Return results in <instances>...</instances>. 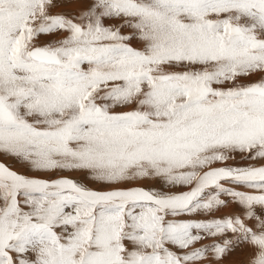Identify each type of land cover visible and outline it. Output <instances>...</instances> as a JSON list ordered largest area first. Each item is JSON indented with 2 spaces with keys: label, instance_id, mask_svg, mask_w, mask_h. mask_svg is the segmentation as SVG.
Here are the masks:
<instances>
[{
  "label": "snow or ice",
  "instance_id": "1",
  "mask_svg": "<svg viewBox=\"0 0 264 264\" xmlns=\"http://www.w3.org/2000/svg\"><path fill=\"white\" fill-rule=\"evenodd\" d=\"M241 245L264 264V0H0V264Z\"/></svg>",
  "mask_w": 264,
  "mask_h": 264
},
{
  "label": "bare ground",
  "instance_id": "2",
  "mask_svg": "<svg viewBox=\"0 0 264 264\" xmlns=\"http://www.w3.org/2000/svg\"><path fill=\"white\" fill-rule=\"evenodd\" d=\"M71 6H73V5H71ZM76 6H78V5H76ZM83 6H85V5L79 4L78 10L80 11L81 7H83ZM61 7L57 8V9H54V11H56V10L58 11ZM63 8H64V6H63ZM51 37L53 38V36H50V38ZM40 41L41 42H39V43L44 44V43H46L48 41H51V40L47 39V36H45V38L43 37V39L40 40ZM133 46L140 47V44L134 42L133 43ZM226 186H230V185H226ZM146 188H147V186H146ZM148 188H149V186H148ZM222 198H226V197H222ZM236 209H238V208H236L235 206L232 207V208H229V209H224V210L220 211V216H223L224 213L227 214V213L233 212ZM237 211H239V210H237ZM218 214H219V212H218ZM195 218L199 219V217H195ZM229 235H231V234H229ZM212 242H213L212 240H209V241L203 240V241H201V244L200 245H197V246L199 247L201 245L211 244ZM247 259H248V251H247L246 248H244L241 245V246L237 247L234 251H232L231 253H229L228 255H226L222 260H220L218 262V264H244V262L245 263L247 262Z\"/></svg>",
  "mask_w": 264,
  "mask_h": 264
},
{
  "label": "rangeland",
  "instance_id": "3",
  "mask_svg": "<svg viewBox=\"0 0 264 264\" xmlns=\"http://www.w3.org/2000/svg\"><path fill=\"white\" fill-rule=\"evenodd\" d=\"M71 5H73V6H71ZM76 5H78V6H76ZM63 6H64V8H63ZM58 11L59 12H67V13H78L79 12V10H78V8H79V4L78 3H69L68 5L66 4V5H63ZM57 11V10H56ZM43 37L45 38V36H42L41 38H40V40H42L43 39ZM56 37H51L50 38V36H47V39H49V40H53V39H55ZM39 42H41V41H39ZM118 110H120V109H118ZM237 160H239V157H237ZM4 162L6 163V164H9V165H11L15 170H17V171H20V172H24L25 171V169L24 168H22L20 165H18L14 160H12V159H6V160H4ZM229 163H232L231 161H229ZM242 163H247V162H242ZM29 174H31V173H29ZM64 175H69V176H72L73 178H78V174H76V173H64ZM143 187H145L146 188V186H147V188H148V186H149V188L150 187H155V188H159V184H154V183H150V182H145L143 185H142ZM240 190H244V191H247V189H240ZM225 199H227V198H225ZM237 210H239V209H236L235 211L236 212H238ZM226 213H224V215H225ZM217 217H219L220 216V212H219V214H218V212L215 214ZM219 215V216H218ZM184 218H187V217H184ZM200 218V217H199ZM209 240H211V239H206V241H209ZM244 264H246L245 262H244Z\"/></svg>",
  "mask_w": 264,
  "mask_h": 264
}]
</instances>
